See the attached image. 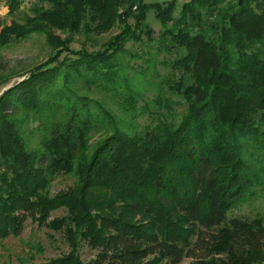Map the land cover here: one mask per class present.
Wrapping results in <instances>:
<instances>
[{
    "label": "trees",
    "instance_id": "obj_1",
    "mask_svg": "<svg viewBox=\"0 0 264 264\" xmlns=\"http://www.w3.org/2000/svg\"><path fill=\"white\" fill-rule=\"evenodd\" d=\"M174 2L42 0L0 25V50L34 34L51 48L0 96V241L65 206L91 264H264V217L236 214L264 190V0ZM60 175L77 187L52 197Z\"/></svg>",
    "mask_w": 264,
    "mask_h": 264
},
{
    "label": "rangeland",
    "instance_id": "obj_2",
    "mask_svg": "<svg viewBox=\"0 0 264 264\" xmlns=\"http://www.w3.org/2000/svg\"><path fill=\"white\" fill-rule=\"evenodd\" d=\"M21 1V7L16 15L9 16L7 1L0 0V25L3 22L9 24L13 18L23 22L28 15H32L34 7L41 5L42 0ZM174 1L177 3L176 12H178L185 3L191 0H144L146 4H160L165 7H168ZM155 15L154 11H149L145 21L149 28L153 30V37L161 33L162 29V25ZM119 32V26H114L111 30L98 35L97 38L100 42H104ZM56 34L62 38L66 37V34L61 33V31H57ZM80 37L81 35L75 36L74 41H79ZM75 45L78 46L77 42ZM138 48L140 47L136 44L135 49L138 50ZM255 48H261V46H256ZM138 52L140 53L142 50ZM50 53L51 48L47 44L46 36L40 34H34L25 40L15 41L9 46L2 48L0 50V94L12 87L16 82L21 81L31 68L48 60ZM139 55L142 56L141 53ZM130 64L145 66L143 59H134L130 61ZM160 73L163 75L166 73L161 64H159L157 74ZM149 93L151 91L147 89L146 94ZM89 94L92 98L103 101L113 114L114 111L120 113L109 96L96 90ZM183 109L177 108L178 112ZM140 121L141 126L149 122L146 118H141ZM101 137L102 133H93L89 145H94ZM77 183L78 177L75 175H60L51 183L50 195L54 197L69 192L77 187ZM255 190L253 199L243 205L241 209H237L236 211L238 212L236 214L254 217V215L260 213L264 217V190L261 188H256ZM64 217H69V225H64L62 229H58L57 226L53 227L55 223L52 224V222ZM83 229L84 226L82 224L73 221L71 212L65 206L51 212V216L47 219L45 225H40L38 222L28 219L21 234L10 236L0 241V264L63 263L64 260H69V262L67 261L68 264H91L97 254V250L84 241L82 236ZM191 261V259H185L181 264H190ZM151 264L171 263L167 260L155 259Z\"/></svg>",
    "mask_w": 264,
    "mask_h": 264
},
{
    "label": "water",
    "instance_id": "obj_3",
    "mask_svg": "<svg viewBox=\"0 0 264 264\" xmlns=\"http://www.w3.org/2000/svg\"><path fill=\"white\" fill-rule=\"evenodd\" d=\"M2 94H3V93H2ZM2 94H0V96H1Z\"/></svg>",
    "mask_w": 264,
    "mask_h": 264
}]
</instances>
